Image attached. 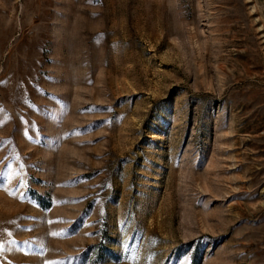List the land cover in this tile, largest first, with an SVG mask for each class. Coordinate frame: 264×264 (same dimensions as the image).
I'll use <instances>...</instances> for the list:
<instances>
[{
  "label": "rangeland",
  "instance_id": "1",
  "mask_svg": "<svg viewBox=\"0 0 264 264\" xmlns=\"http://www.w3.org/2000/svg\"><path fill=\"white\" fill-rule=\"evenodd\" d=\"M0 264H264V0H0Z\"/></svg>",
  "mask_w": 264,
  "mask_h": 264
}]
</instances>
